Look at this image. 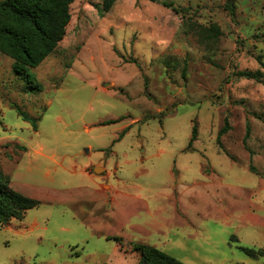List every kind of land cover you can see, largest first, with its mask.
<instances>
[{
  "label": "rangeland",
  "instance_id": "rangeland-1",
  "mask_svg": "<svg viewBox=\"0 0 264 264\" xmlns=\"http://www.w3.org/2000/svg\"><path fill=\"white\" fill-rule=\"evenodd\" d=\"M102 4H71L30 70L41 92L0 52V174L40 201L0 225V264H138V244L182 264H264L240 248L264 251V0Z\"/></svg>",
  "mask_w": 264,
  "mask_h": 264
},
{
  "label": "trees",
  "instance_id": "trees-1",
  "mask_svg": "<svg viewBox=\"0 0 264 264\" xmlns=\"http://www.w3.org/2000/svg\"><path fill=\"white\" fill-rule=\"evenodd\" d=\"M75 0H0V52L13 60V72L26 83L27 91L41 92V86L35 82L31 69L37 68L50 56L66 35V28L71 20L70 6ZM158 2L160 0H147ZM117 0H103L99 11L101 15L109 12ZM231 8V7H230ZM209 37L221 35L217 26L209 28ZM240 77L262 83L260 74L248 71L238 73ZM18 115L37 130L36 120L26 112L17 108ZM110 120L105 125L118 123ZM229 130L228 120L219 132L218 141ZM197 128L194 126L189 142L192 148L196 139ZM124 133L120 135V138ZM119 138V139H120ZM249 138L247 129L244 144ZM250 170L256 173L254 166ZM40 205V201L14 192L5 185L0 174V225L6 226L12 220H22L26 213ZM248 256L258 258L264 256L263 250L240 247ZM135 249L141 257L138 264H182L179 260L148 245L138 244Z\"/></svg>",
  "mask_w": 264,
  "mask_h": 264
},
{
  "label": "water",
  "instance_id": "water-1",
  "mask_svg": "<svg viewBox=\"0 0 264 264\" xmlns=\"http://www.w3.org/2000/svg\"><path fill=\"white\" fill-rule=\"evenodd\" d=\"M95 171H96V169H95Z\"/></svg>",
  "mask_w": 264,
  "mask_h": 264
}]
</instances>
